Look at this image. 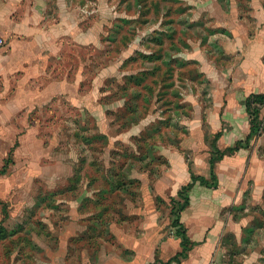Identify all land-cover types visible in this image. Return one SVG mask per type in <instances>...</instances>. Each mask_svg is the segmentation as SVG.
I'll return each mask as SVG.
<instances>
[{"label": "rangeland", "instance_id": "obj_1", "mask_svg": "<svg viewBox=\"0 0 264 264\" xmlns=\"http://www.w3.org/2000/svg\"><path fill=\"white\" fill-rule=\"evenodd\" d=\"M210 2L66 0L65 11L53 4L54 22L65 17L73 20L70 27L75 28L71 27L70 39L56 41L55 56L36 80L34 88L44 93L55 83L50 100L21 113L20 127L27 131L23 144L0 162V264H33L37 260L42 264L43 259L54 256L62 258L54 260L56 264H88L84 251L94 256L102 242L104 254L115 250L109 239L111 224L113 231L121 229L118 235H125V242L127 235L143 234L153 242L163 239V244L153 246L161 254L176 250L179 240L171 227L169 198L154 199L153 195L146 203L144 220L140 216L125 221L119 201L123 195L105 193L104 184L108 179L115 185L116 171L126 177L123 161L133 160L132 151L137 171L150 168L154 177L161 176L167 166L161 148L186 139L191 123L201 120L194 118L193 105L205 116L202 127L207 145L212 149L216 145L212 127L220 125L210 120L211 125L206 119V80L201 65H195L198 59H192L195 49L206 56L210 35L218 32L212 28ZM193 83L198 95L200 91L199 99L194 96L197 105L185 102L193 96ZM263 110L264 106V124ZM130 129L135 136L127 142L131 147L126 154L125 143L118 140L127 139ZM261 154L264 156V144ZM98 188L100 200L115 201L103 217L109 224H98L81 242L69 246L71 230L77 231L79 226L72 211L83 193ZM259 203L247 215L238 208L221 211L225 219L232 214L236 227L247 225L245 245L264 242V198ZM147 218L152 225H144ZM196 235V231L188 234L190 239H198ZM231 239V235L224 238L226 243ZM258 248L262 257L257 264H264V247ZM248 250L246 246L229 249L228 257L225 254L218 264H242L235 256L248 254ZM67 256L71 257L65 261ZM124 256L133 258L130 252Z\"/></svg>", "mask_w": 264, "mask_h": 264}, {"label": "crops", "instance_id": "obj_2", "mask_svg": "<svg viewBox=\"0 0 264 264\" xmlns=\"http://www.w3.org/2000/svg\"><path fill=\"white\" fill-rule=\"evenodd\" d=\"M210 3L212 28L218 32L210 35L208 48L204 51L206 56L201 54L203 50L195 49L192 59H198L195 65H201L200 72L206 80L207 88L203 89V94L208 96L206 119L208 122L216 120L220 125L218 128L211 126L213 134L217 135L216 145L213 149L207 145L202 127L205 116L193 105L194 118L201 120L191 123L186 139L176 140V145L168 149L161 148L163 161L167 165L161 176L154 177L150 168L137 171L133 167V160L131 163L129 160L126 164L127 180L140 182L139 187L129 185L124 188L127 192L121 193L124 192L121 190L111 195H123L119 199L123 203L122 219L135 220L141 216L144 220L147 216L146 203L153 195L154 199L169 198L172 203L179 199V192L192 182L193 177L210 180L214 172L217 188L197 182L188 194L190 206L180 214V221L187 233L198 232V239L191 238L194 247L182 264H218L228 257L229 249L238 250L244 246L249 248L248 254L237 253L235 257L241 258L242 264H257L262 257L257 249L263 248L264 242L245 245L247 225L236 227L237 221L232 214L225 219L222 212L224 209L238 208L239 212L247 215L252 206H261L259 200L264 198V156L261 154L264 134L257 141L254 139L249 147L225 156L214 167L212 158L214 153L232 148L248 138L251 119L247 103L253 95H264V0H211ZM53 4L65 11L66 0H0V162L7 159L12 149H19L23 144L22 139L27 131L20 127L21 113L28 107L50 100L51 92L56 88L55 83L49 84L47 88L52 90L45 93L34 88L41 70L45 71L46 64L55 56L56 41L70 39L71 30L75 28V25H71L72 29L70 27L73 20L66 21L65 17L54 22L51 15L55 7ZM65 26L68 27L67 31ZM195 88L194 83L191 84L193 96L187 97L186 103L198 104L199 101L195 99L198 91ZM131 130L127 131V139L118 140L129 147L131 145L127 142L135 136V133L130 134ZM100 190L87 191L79 198V204L72 211L73 216L78 217L79 226L77 231L71 230L69 246L75 244L73 239H82L92 232L90 227L98 226L102 217L100 214L105 215L110 209L106 208L115 203L100 200ZM136 208L140 210L138 213L132 211ZM148 218L145 226L153 223ZM111 228L112 224L109 239L115 243V250L104 254L105 245L102 242L94 256L91 251H84L88 264H154L164 258L169 260L178 252L179 243L174 252L165 254L162 251L161 254L160 248L153 246L163 244L162 238L153 242L143 234L141 237L127 235L128 241L125 242L123 237L126 236L121 238L118 235L121 229L117 227L119 230L115 231L114 228L113 231ZM143 230L141 228L140 232L143 233ZM229 235L232 239L226 243L224 238ZM52 236L55 237L54 234ZM88 248H93V245L88 244ZM214 248L216 250L212 252ZM125 252L132 253L133 258L126 259ZM225 254L226 257H223ZM60 259L57 256L47 257L41 263L56 264L54 260ZM37 262L33 264H39Z\"/></svg>", "mask_w": 264, "mask_h": 264}, {"label": "trees", "instance_id": "obj_3", "mask_svg": "<svg viewBox=\"0 0 264 264\" xmlns=\"http://www.w3.org/2000/svg\"><path fill=\"white\" fill-rule=\"evenodd\" d=\"M263 106H264V95H253V96H251L250 100L247 103V109H248L250 119H251V133H250V135L248 136V138L245 141L237 143L234 147L228 148V149L221 151V152L214 153L213 158H212V167H214V164L218 161H221L225 156L233 155L236 152H238L239 150H241L242 148L249 147L254 139H257L258 137H260L264 133V124L261 120V108ZM126 149L127 150H125V152H126V154H128L129 153L128 149H130V147L128 145H126ZM10 153L11 154L14 153V149H12L10 151ZM134 154H135V152L133 153V151H132L131 159H133V160L135 159ZM116 160H114L115 163H117L119 165V163H118L119 161H116ZM130 163H131V161H130ZM123 164H124V166H126L127 161H123ZM112 166H114V165H112ZM120 171H116V173L114 174L115 175L114 176L115 177V185H111L110 181L108 179H105V182H106L104 184L106 186L104 189L105 193L110 194V193H113L116 191L120 192L124 188H127L129 185H135V184L138 185L137 182L128 181L127 175H126V177H125V175H124V177H122L121 176L122 174L120 173ZM104 176L106 177V175H104ZM102 177H103V173H102ZM197 182H199L200 184H202L206 187H209V188H217V186H218L217 177H216L215 173L213 172L210 180H205V179L200 178V177H193L192 182L181 189V191L179 192V199L173 200L171 203V216L173 217L172 228H174L176 230L175 231V237L179 240L178 252L171 259L167 260L166 262L159 260L154 264H182L184 261H186L188 259L189 254L194 247V243L189 238L186 227L180 221V214L190 206V199H189L188 194ZM109 208H111V207H108V209ZM100 215H102V217H100L101 222L99 221L98 224H100L102 222L107 223V221L103 219L104 214L101 213ZM105 215H106V213H105ZM90 228L95 230V226H92ZM81 241H82V239L79 237V238L73 239L72 242L78 243ZM86 246L87 245H85V247Z\"/></svg>", "mask_w": 264, "mask_h": 264}]
</instances>
